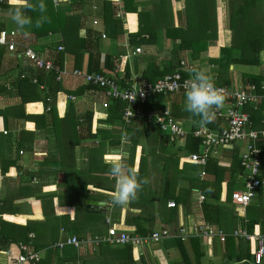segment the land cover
<instances>
[{
	"label": "crops",
	"instance_id": "obj_1",
	"mask_svg": "<svg viewBox=\"0 0 264 264\" xmlns=\"http://www.w3.org/2000/svg\"><path fill=\"white\" fill-rule=\"evenodd\" d=\"M103 1L105 0H69V3L59 6L53 4L55 8H63L66 12L76 14L81 12L85 15L79 36L85 37L87 30H92L96 34L101 53L100 67H103L106 56L118 57L121 61L120 68L125 69L126 67L128 71L127 83L135 80L149 82L148 79L155 82L164 76L161 74L162 71L173 67L177 69L181 62H185L206 69L208 74L216 80L217 68L210 60L218 57L220 47L231 45V32L227 29L228 0H216L215 15L219 32L218 39L217 41H210L207 50L200 53L197 59L192 58L193 54L190 50L176 51L175 47L179 44L180 39L172 36L174 33L170 31L171 28L177 26H183V30L186 29L185 0L174 2L166 0L161 4L164 12L147 20V22L150 21L151 27L158 26L155 30V41L150 44L139 42V38L129 36L131 32L133 34V32L138 31V16L135 13H130V16L125 14L121 0H106L115 5L114 18L122 23L121 28L110 25L115 26L114 33H119L116 38L112 39L111 36H108V29L102 21ZM261 1L264 18V0ZM158 4L160 5L159 0H137L135 6L137 12L140 13L151 10L153 6L157 7ZM118 12L120 17L117 16ZM9 13V11L0 10V29L17 32V41L31 47L41 58L52 62L53 52L49 50L50 47L48 48V46L57 44L60 41V36L49 35L39 40H33L29 36H21L22 32H19L22 30L11 19ZM164 13L166 14L163 18L162 14ZM178 13L181 14L180 19ZM6 26L15 27L7 30ZM166 28H169L171 37H169L170 34L166 36ZM102 33L107 35L105 39L100 37ZM195 33H189V36L195 37L197 35ZM143 38L146 40L147 36ZM136 48L141 49L140 54H133ZM0 50L2 51L0 57L2 62L0 67V74H2L0 76V111L12 107L7 113L6 120L0 116V145L6 150L8 160L15 162L14 167L9 169L5 177L0 174V203L7 195L8 199L10 194L14 195L15 189L18 187L41 188V195L53 196V214L60 220L57 241L65 237H77V235L82 236L80 239L77 237L79 240H91L98 236L93 235L92 231L98 229L107 231L109 225H115L118 230H125L129 234L138 235L136 227L132 223H127L130 213L140 216L139 222H142L145 226L144 229L149 231L146 236L154 231L167 229L170 237L165 240L149 241L141 246L125 244L131 246L132 260L135 264H254L251 262V258L254 256L255 244L244 238L231 235L236 230H243L250 235L264 232V179L255 198L247 207L241 208L235 205L231 199L232 192L243 188L244 173L240 167V153L245 142H235L225 148H217L208 158L206 164L201 165L190 161L189 156L191 154L185 153L189 145L188 138L191 137L190 135L185 141L171 143L165 135L158 132L162 140L167 143L164 149L165 155L168 158H173V163L170 159L159 161L158 156L155 158L154 155H150L144 164V171H140L136 159L133 167L138 170L141 178L143 176L148 177L150 182L143 185V189L138 193V199L135 201L124 206L114 205L111 193L115 190L116 180L108 172L109 168L105 167V165H109L111 159L108 148L102 149V156L97 159V167L91 166L89 161V152L98 144L99 138L87 137V134L81 131V137L73 149L74 159L72 162L70 161V165L75 168L76 172L73 171L72 176L63 170L58 171L55 175L51 173L54 170V165L47 157L51 152L56 153L54 142H52V131H36L34 118L48 110L45 108L43 99L46 95L45 92H53L46 86L39 85L37 94L41 101L30 102L25 104L24 108H18L20 98L17 97L16 79L19 76L23 78V75H20L21 72L35 75L40 70L34 68L27 60L7 53L4 47L0 46ZM85 63L86 57L83 65ZM85 68L86 66L79 70L85 71ZM75 69L73 57L66 55L63 68L59 69L64 71V75L61 81H56L62 91L57 92L49 102L55 105L59 118L64 117L69 105H71L78 122L84 120L83 116L86 111H92L91 134H96L97 128L100 127L110 128L102 123L107 118V110H103L101 107L106 98L101 92L90 90L81 78L73 77L72 72ZM229 70L232 78L231 85L238 83L242 86L241 76L243 74L263 78L259 89L254 84L242 87L254 85L259 95L257 105L246 106L243 109V112L250 116L251 121L246 130L260 131L264 129V50L259 53V65L257 67L230 66ZM119 74L125 75L124 71ZM123 76L118 77L119 82ZM27 77L29 76L27 75ZM19 91L23 96L26 95L25 87L21 86ZM64 91L68 94L80 92L76 95H67ZM68 96L74 97V100H69ZM32 104H39L40 111H29L28 105ZM184 104L185 93H175L165 96L162 101L154 102L150 110L169 111L174 121L187 131L201 128L198 123L200 117L185 111ZM226 109L227 106L224 103L217 110V116L213 117L212 120V122L219 121L221 129L226 126ZM23 112L30 117L22 120L21 114ZM115 126H121L120 121H117ZM206 128L210 129L209 127ZM220 130L215 129L213 131L219 132ZM21 131L28 133L24 135L26 137L24 141L19 139ZM30 133L35 135L32 142H30ZM121 142V147L112 149L119 151L122 155L126 154L125 160H128L129 154L122 148L125 143L123 140ZM146 143L144 141L139 145L136 155L141 156V151H143L141 146L145 148ZM255 145L261 151L264 150V139L258 137ZM156 151H159V147ZM197 151L198 146L194 153ZM99 153L101 152L98 151ZM91 169L100 171L98 180L104 182L102 185H96L92 182ZM29 172L36 173V175L29 176L27 174ZM263 173L264 168L261 170L260 176L263 177ZM76 185L85 186L86 195L89 197L82 207L75 205L72 200L74 197L72 189ZM48 188L51 189L47 190ZM87 200L105 203L102 208L104 213L95 209L86 211ZM169 202H173L175 207L168 208ZM41 203L34 196L13 200L12 204L17 206L20 214H3L0 217L7 221L4 219L5 216H15L12 218L14 222L11 223L19 225H25L27 221H43L44 213ZM204 205H209L212 210L205 213L203 211ZM62 209L66 210L62 211ZM88 211L91 213L83 217L82 212L87 213ZM96 214L102 216L101 224H93L92 219ZM75 216L77 219L74 218ZM67 219L71 222H67ZM107 219L110 220L109 225L106 223ZM71 225H74L72 227L76 229L72 233L67 232L64 228ZM205 225L225 234V240L221 241L218 235L205 237L203 234ZM181 229L184 230V235H181ZM140 237L144 238L143 236ZM55 243L48 247L58 252L67 248L75 250L77 255L84 259L95 254V258L91 260L90 264H114V251L117 249L121 251L125 246L102 244L108 245L109 249L111 248V251L108 252H100L99 247L101 245L96 249L80 246L78 248L65 247L59 251L54 248ZM8 250H11L13 255L18 253L15 244L10 245ZM46 251L47 249L38 250L41 260ZM0 252H5V250ZM99 253L102 255H97ZM0 264H10L6 255L0 254ZM68 264L72 263L68 262ZM76 264H81V260H78Z\"/></svg>",
	"mask_w": 264,
	"mask_h": 264
},
{
	"label": "trees",
	"instance_id": "obj_2",
	"mask_svg": "<svg viewBox=\"0 0 264 264\" xmlns=\"http://www.w3.org/2000/svg\"><path fill=\"white\" fill-rule=\"evenodd\" d=\"M115 1V0H113ZM137 0H121L122 8L125 14L130 16V13H135L138 16V31L131 32L130 37L139 38V42L142 41L146 44H150L155 41V30L158 26H152L147 22L152 16L160 15L163 11L161 4L166 0H159L160 5L157 7H152L151 10L141 11L140 13L136 10ZM171 1V0H169ZM178 0H172V2ZM35 3L36 0H31ZM216 0H185V17H186V29L183 30V26H177L171 28L175 38L180 39L179 44L176 45L175 49L177 52L183 50H190L193 59H197L200 53L207 50L208 43L210 41H217L218 39V25L216 24ZM46 4L47 11L44 15L48 17V21L43 23L39 28L31 27L24 28L22 30L21 36H29L33 40H39L41 38L47 37L49 35H59L60 41L57 44L48 46L49 50L53 52V66L55 68L62 69L64 65V58L66 55L73 57L74 66L76 69H82L86 66L85 71L87 73H100L118 81V77L123 76L119 74L120 72L125 73L122 77L120 84L123 86L127 80L128 71L121 67V61L118 57L106 56L104 60L103 67H100L101 53L98 47V37L92 30H87L85 37L79 36V30L84 22L85 15L83 13H69L63 8H55L52 0H44ZM228 11H227V29L231 32V45L226 47L222 46L219 50V55L217 58L210 60L214 66L217 68L216 72V84L219 86L229 87L232 83L231 72L229 70L230 66H251L257 67L259 65V53L264 50V30H263V9L261 0H228ZM102 21L106 29L110 25H115L117 28H121L122 23L120 20L114 18V13L116 12L115 5L110 1H103L101 8ZM0 10L12 11L11 6L8 4L7 0H0ZM26 15L30 16L33 23L37 18H39L40 13L28 11ZM178 18H181V14L178 13ZM1 30V29H0ZM169 28H166V36H169ZM193 32L197 34L195 37H190L189 35ZM190 33V34H189ZM119 33L115 32L111 37L116 38ZM110 36L109 34H107ZM147 39L145 40V37ZM171 37V34L170 36ZM62 47L63 50L59 51L58 48ZM2 56V51L0 50V57ZM86 57V63L83 65ZM1 59V58H0ZM0 61V67H1ZM123 70V71H122ZM175 67L162 71V75L170 74L175 71ZM2 74H0L1 76ZM19 78L16 79V90L17 97L20 98V104L18 108H24L25 104L30 102L41 101L40 96L37 94V89L39 85L46 86L53 93H46L44 96V105L48 110L39 116H36L35 125L36 131L38 132H48L52 131V142H54L56 153L51 152L48 155V159L51 164L54 165V170L51 171L53 175L57 174L58 171L63 170L69 176H72L75 168L70 165L74 159V147L77 145L79 138L81 137L80 132H85L87 137L99 138L98 144L89 152V161L91 166L97 167V159L102 156V149L109 146L113 149L119 148L122 145V140L125 143L122 148L125 149L129 154L128 160L125 162L132 166L134 165L136 159L139 163L140 171H144V164L147 162V158L150 155L158 156L159 161L164 159H170L173 163V158L167 157L165 155V145L167 143L162 140L159 135V130L157 126L152 124L144 118L143 120L133 121L129 125H123L121 123V111L124 104L121 102H112L107 109V118L102 122L108 125L110 128H97L96 134H91L92 125V111H86L84 113V120L78 122V118L75 117L73 107L69 105L67 112L64 117L59 118L57 115L56 107L53 103L49 101L52 100L56 93L62 91L56 82V74L54 71H44L40 70L35 75H29L27 73L21 72ZM27 75L29 77H27ZM185 77L187 74L182 73ZM241 79L242 86L248 84H254L259 89L260 82L263 78L254 75L243 74ZM31 78H35L37 84L31 82ZM149 82L153 80L148 79ZM119 82V81H118ZM25 87L26 95L23 96L19 91L20 87ZM90 90L99 91L100 89L92 85H87ZM1 91V90H0ZM80 92V91H79ZM73 92L71 94L79 93ZM65 94H68L64 91ZM102 93V92H101ZM165 96H153L147 100L145 106V112L148 113L152 108V105L156 101H162ZM12 108V107H11ZM11 108H5L0 111V116L6 120L7 113ZM29 111H40L39 104L28 105ZM22 120L29 118L27 115L21 114ZM121 123V126H115L116 122ZM79 126V127H78ZM32 127V125H29ZM83 127V128H82ZM206 127L211 130H220L219 121H214L208 123ZM81 129V130H80ZM28 134L26 131H21L19 134L20 141L26 140L24 137ZM31 136L30 142L34 140L35 135L29 134ZM147 142L146 147L141 146V156L136 155L139 145ZM189 145L186 148L185 153L190 154L196 151L198 146V140L191 137L188 138ZM163 143V144H161ZM22 147V146H20ZM159 147V151H156ZM144 149H147L146 151ZM149 149V150H148ZM98 151L101 153L98 154ZM148 153L146 154V152ZM15 162L8 160L6 155V150L0 145V174L5 177L11 167H14ZM57 167V168H56ZM110 173V164L105 165ZM264 168V150L261 151V170ZM242 169V168H241ZM76 172V171H75ZM79 173V172H78ZM29 176L36 175V173H27ZM264 174V173H263ZM144 177V176H143ZM263 180L264 176H260ZM41 188L32 189L31 187H18L15 189L16 193L14 195L10 194L6 198L2 199L0 203V216L3 214L15 215L20 214L19 209L12 204L13 200L27 198L34 196L38 201H41V206L43 210V221H27L25 225L14 224L12 218L15 216H5L4 221L0 217V251H7L12 244H29V246L38 251L40 249H47L44 258L37 264H76L78 260H81V264H90L92 259L95 258V254L89 258H81L77 255L75 250L64 249L62 252L50 249L48 246L54 244L58 239V226L59 218L54 217L53 214V196L51 195H41ZM51 188H48L49 190ZM74 194L82 196L80 203L74 198L73 203L75 205H84L85 200L89 197L86 195L85 186L76 185L73 189ZM75 197V196H74ZM78 203V204H77ZM9 206H12L11 208ZM44 207V208H43ZM66 209H62L65 211ZM212 209L209 205L203 206V211L205 213L210 212ZM40 213V212H38ZM91 212H82L83 217L87 216ZM51 214V215H50ZM53 215V217H52ZM98 216V214L94 215ZM101 216V215H99ZM102 217V216H101ZM77 219V217H74ZM96 218V217H95ZM140 216L136 214H129L127 223H132L136 227V232L139 236H146L149 231L145 230V226L142 222H139ZM208 219V218H207ZM141 220V219H140ZM9 221V222H8ZM67 222H71L67 219ZM93 223H96L92 219ZM71 224V223H70ZM71 226H65L67 232H73L76 229ZM79 231V229H78ZM104 229H98L92 231L93 235L105 234ZM30 234L34 235L30 238ZM92 235V236H93ZM80 239V235H77ZM71 248V247H69ZM100 252L111 251L108 245H101L99 247ZM115 250L114 264H135L132 260L131 246L125 245L121 251ZM113 252V253H114ZM97 255H102L101 253ZM99 257V256H98ZM106 264V263H105Z\"/></svg>",
	"mask_w": 264,
	"mask_h": 264
},
{
	"label": "built area",
	"instance_id": "obj_3",
	"mask_svg": "<svg viewBox=\"0 0 264 264\" xmlns=\"http://www.w3.org/2000/svg\"><path fill=\"white\" fill-rule=\"evenodd\" d=\"M53 1V0H52ZM66 3H69L67 0ZM54 4V2H53ZM65 3H56L59 6ZM120 17V13L117 14ZM96 24V22H94ZM105 39L107 35H100ZM0 46L4 47L7 53L27 60L34 68L47 72L54 71L56 81H61L64 71L55 69L51 61L41 58L31 47L17 41V32L0 30ZM63 50L62 47L58 48ZM141 49L136 48L133 54H140ZM194 66L185 62H181L179 67L170 74H166L155 82H138L132 81L124 83L112 77L100 73H87L86 71L75 69L72 76L81 78L85 85H92L101 90L106 100L102 103L103 110H107L112 102H121L124 104L121 111V123L129 125L133 121L143 120L147 118L149 122L157 126L159 132L165 135L169 142L178 143L185 141L190 135L193 139L198 140V151L189 156V160L205 165L208 158L217 148H225L235 142H245L244 148L240 153V167L244 173L243 188L235 190L231 193V199L235 205L245 208L255 198L257 190L261 187L263 181L260 179L261 173V149L255 145L258 137L264 139V129L260 131L246 130L251 124L250 116L243 112L246 106H255L259 101L257 88L250 85L246 88L240 84H232L229 87L219 86L213 78L215 86L223 89L226 97V126L219 132L201 127L195 130L187 131L179 126L172 118L169 111L152 109L148 113L145 112L147 100L153 96H167L175 93L186 92V82L190 78V72ZM182 73L187 75L184 77ZM33 83H37L36 79H32ZM69 100L74 97L68 96ZM217 116V111L214 117ZM6 134V132H3ZM20 154H22L20 152ZM204 175V173H202ZM202 199V197H201ZM168 208H174L175 204L169 202ZM109 219L106 223L109 225ZM197 229V228H196ZM194 229V230H196ZM181 235L184 230L181 229ZM205 237L219 236L221 241L225 240V234L215 231L212 227L205 225L203 228ZM234 237L244 238L255 244L254 264H263L264 260V232L257 234H248L243 230H236L232 234ZM32 238L33 235H30ZM170 237L167 229L154 231L150 235L142 238L136 234H129L125 230H118L115 225H109L106 234L103 236H95L91 240H79L76 236L65 237L58 240L54 248L61 251L65 247L85 246L96 249L102 244L141 246L147 242H158ZM17 254L13 255L11 250L0 252L6 255L10 264H37L41 261V255L38 251L33 250L29 244L19 243L16 245ZM13 255V259L11 256Z\"/></svg>",
	"mask_w": 264,
	"mask_h": 264
},
{
	"label": "clouds",
	"instance_id": "obj_4",
	"mask_svg": "<svg viewBox=\"0 0 264 264\" xmlns=\"http://www.w3.org/2000/svg\"><path fill=\"white\" fill-rule=\"evenodd\" d=\"M12 11L9 13L11 19L21 29L36 27L39 28L48 21L44 15L47 11L44 0H7ZM56 3H66L67 0H53ZM28 11L39 12L40 16L33 20L26 15ZM223 89L217 88L213 78L204 68L194 66L190 72V78L186 82L184 110L193 116L200 117L198 123L201 127L211 123L215 112L225 103ZM108 153L111 156L110 175L115 178V190L111 193L112 203L124 206L138 199V193L142 191L143 185L149 183L148 177L141 178L135 167L129 166L126 162V154L113 150L110 146Z\"/></svg>",
	"mask_w": 264,
	"mask_h": 264
},
{
	"label": "rangeland",
	"instance_id": "obj_5",
	"mask_svg": "<svg viewBox=\"0 0 264 264\" xmlns=\"http://www.w3.org/2000/svg\"><path fill=\"white\" fill-rule=\"evenodd\" d=\"M166 13L162 14V17L164 18V15ZM13 24V22H11ZM15 26H6V29L9 30L10 28H14ZM113 39V38H112ZM69 71V70H68ZM127 156V155H126ZM99 173L100 171L96 170V169H91V174H92V177H91V180L94 184L96 185H102V180H98L99 179ZM75 197H72V199H76L78 201V203H80L79 200H82V196L81 195H78V194H74ZM96 217V218H95ZM93 219L95 220L96 223H93L94 225L99 223L101 224L102 222V217L101 216H95ZM11 259H13V255L11 256Z\"/></svg>",
	"mask_w": 264,
	"mask_h": 264
},
{
	"label": "water",
	"instance_id": "obj_6",
	"mask_svg": "<svg viewBox=\"0 0 264 264\" xmlns=\"http://www.w3.org/2000/svg\"><path fill=\"white\" fill-rule=\"evenodd\" d=\"M115 26H110L108 28V33L110 36L114 34ZM20 31L19 33H21ZM105 206V203L103 202H97L92 200H87L85 204V210H98L101 213H104V210L102 209ZM251 262L254 263V256L251 258Z\"/></svg>",
	"mask_w": 264,
	"mask_h": 264
}]
</instances>
